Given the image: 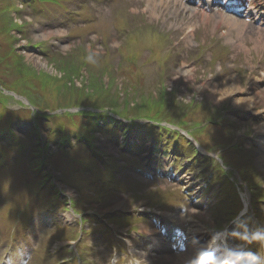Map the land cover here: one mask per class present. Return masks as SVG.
<instances>
[{
	"label": "rangeland",
	"instance_id": "obj_1",
	"mask_svg": "<svg viewBox=\"0 0 264 264\" xmlns=\"http://www.w3.org/2000/svg\"><path fill=\"white\" fill-rule=\"evenodd\" d=\"M202 1L181 0L187 6L184 13L171 8L163 11V18L168 19V26L164 27L158 22L160 19L156 21L148 13L145 15L138 11L144 7L143 0H122V3L121 0L118 3L107 0L102 2L105 3L102 6L97 0H0L6 5L2 7L0 4V46L9 47V51L0 49V153L6 160L0 166V194L2 200L14 198L17 201L10 206V212H18L22 205H26L28 211H33L36 215L43 213L56 216L65 210L55 190L44 187L41 177L32 171L35 166H39V154L43 149L46 151L43 165L46 174L57 181V185L61 181L73 187L70 189L73 196L78 189V203L74 205L76 211L78 205L81 211L83 204L90 206L95 201L97 203L93 206L97 207L96 211L104 213L100 209L106 204L98 202L104 201L102 197L110 199L112 191L123 189L115 177V171L119 173L120 170H112L109 179L98 187L96 181H90L99 171L97 163L89 162L90 154L96 147L112 160H117V163L124 161L119 146L123 143L121 133L127 123L122 122L118 129L116 122L114 124L117 126L111 125V118L88 114L87 110L92 112L95 109L106 115L108 111L118 113L116 115L120 116V120H127L128 123L139 118H151L159 123H181L205 149L215 150L216 154L217 148L227 149V152L220 153L222 160L237 168V159L231 157L234 152H231V142L225 145L234 137V145L237 142L240 144L236 146L237 152H252L251 156L246 155L250 159L247 160L249 165L245 166L253 170L245 173L256 190L262 185L264 199V160L257 155L261 151L257 144L263 131L256 127L264 123V102L262 104V100L259 103L255 101L252 110L257 113L248 114V110L234 107L230 101L209 98L206 90V86L210 88L218 83V87L212 92L214 98H218L222 94V83L228 77L239 76L240 92H264V51L252 49L251 39L253 30L261 29L264 34V27L251 21L242 40L248 48L249 52H246L236 46L238 37L235 29L222 25L220 29L212 31L210 24L214 25V20L203 24L197 15L187 18L193 9L199 14L201 11L208 12L196 5ZM249 3L254 5L257 13L264 15V9H259L264 0H249ZM161 8L163 7H158L159 11ZM212 9L219 10L214 7ZM3 12L12 14V22L21 23L22 26H13L11 21L4 22L1 18ZM182 20L192 21L194 26L199 23L193 34L188 35L189 39H185L186 30L177 26V22ZM111 23L116 29L111 27ZM153 25L162 26L164 35L156 33L152 29ZM221 30L231 32V42L227 41L225 35H221ZM209 48H212L210 53ZM237 48L239 50L236 51ZM217 56L223 58L218 59ZM7 61L14 65L11 64V67L4 70ZM182 63L191 68L193 74L189 79H177L171 83ZM9 69L15 73H11ZM207 81L211 83L206 84L204 89L201 88ZM250 83L254 85L250 86ZM11 93L22 97L24 101ZM226 117L228 121L223 123V128L221 122ZM46 119L62 124L70 139L58 145L50 135L54 131L51 128L54 124L49 126ZM129 126L134 129L136 125ZM154 126L153 123L151 131L157 136L159 126ZM146 127L148 124L143 123L138 130L142 131ZM245 134L248 136L245 137ZM174 135L183 138L179 132ZM175 136L169 139L170 145L185 144ZM252 136L258 138L256 148L250 147L248 137ZM160 139L162 142L165 136ZM196 145L199 151H204L197 142ZM181 153L187 163L175 160L172 162L174 167L169 165L171 171L168 175L174 182L187 185L186 191L200 186L201 176L205 173L213 175V172H218V163L209 155L196 153V157L189 160L192 155L190 151ZM134 159L136 160L135 157L132 158ZM89 167L93 170L88 169ZM132 175L125 173L120 178L125 187L137 188L136 192L120 195L129 200L127 206L121 207L123 210L138 211L149 206L157 212L162 210L182 213L188 209L187 206L185 209L180 208V203L172 195L166 196V192L162 190V177L157 178V182L150 183ZM25 176L29 180L24 179ZM220 178L223 189L228 191L229 199L222 195L219 208L201 210L209 214L210 218L195 216V220L209 232L231 224V231L234 230L236 236L243 240L245 233L242 229L248 228L250 223H264V200L261 203L252 201L254 213L248 212L246 217L232 224L233 218L230 217L243 207V202H239L236 194H232L233 188L228 178ZM30 181L36 190L27 195L29 190H24V184ZM90 190L98 192V196ZM34 193H39L40 196ZM196 206L193 204V207ZM180 209L183 211H179ZM141 213L146 216V212ZM254 214L260 218L256 222ZM224 218L229 220L225 221ZM95 220L94 216H84L82 221L79 220L82 227L77 225V229L55 220V227L52 226L41 236L38 245L40 254L29 264H79L77 258H69V253L73 251L68 248H61V252L56 255L49 253L48 248L56 241L79 239L81 234H84V241L83 245L78 244V249L83 264H106L108 251L93 240L100 234L107 235L110 241L115 238L105 224L94 223ZM106 222L124 224L122 219L114 216L108 217ZM140 222L141 219L130 221L125 230L141 229L143 232L144 224L139 227ZM165 223L168 221L163 220L160 224ZM87 237L91 245H99V251L95 257L88 252L85 261L82 254L85 255L89 248V243L85 242ZM131 242L130 250L143 264L162 263V259H154L164 252L160 248L162 245L151 248L139 245L136 239ZM56 245L53 244L52 247ZM166 247L171 249L170 245ZM171 251L174 252L172 249ZM173 256L175 257V253Z\"/></svg>",
	"mask_w": 264,
	"mask_h": 264
},
{
	"label": "bare ground",
	"instance_id": "obj_2",
	"mask_svg": "<svg viewBox=\"0 0 264 264\" xmlns=\"http://www.w3.org/2000/svg\"><path fill=\"white\" fill-rule=\"evenodd\" d=\"M143 2H144V5H143L144 7L138 11L143 12L145 15L148 13L150 16L155 17L156 21H158L160 19L158 22L164 27L168 26V19L166 20V18H163L164 17V16H162V15H164L163 11H167L168 9L171 8L172 10H174L176 12L182 11V13H184L187 9V6L184 5L181 2V0H143ZM0 4H1V6L2 5L6 6L2 2H0ZM203 5L208 10V12L204 13L201 11V13L199 14L198 12L195 11V9H193L191 14H189V16L187 18L190 19L191 17H194L195 15H197L200 17L203 24L204 23L209 24L210 22H212V20H214L213 22H215V24L214 25L210 24L212 27V31H215L216 29H220L222 25H226L227 27H229L231 29H235L236 30V36L238 37V42H237L236 46L239 48L241 47L246 52H249L248 48L245 47V45L242 42L248 26L252 22L253 23L255 22L257 25L264 27V18L261 15L256 13V9H255L254 5L251 3L245 4L243 2V0H237V1H233V0H204ZM159 6L163 7V8H161V11H159V9H158ZM213 7L219 8V10L214 11L212 9ZM233 8H236L238 11L237 12L233 11L232 10ZM259 9H264V4L260 5ZM1 18L4 22L11 21L13 26H18V27L22 26L21 23L12 22V20H13L12 14H10L8 12H3ZM178 25H179L181 30L182 29L186 30L184 32L185 39H189L188 35L193 34L195 29L198 27L199 23L195 24V26H194V23L192 21L187 20L186 22H184V20H182L181 22H177V26ZM162 26L153 25V28L152 27L151 28L156 33H158L160 35H164L163 30L161 28ZM253 31H254L253 32L254 34L253 33H251L252 35L249 34V35H251V39H252V43H253L252 49H254L256 51H259V50L264 51V34L261 32L262 30L257 29V30H253ZM56 33H58V32L56 31ZM41 35H43V34H41ZM44 35L48 36V34H46V33H44ZM221 35H223V36L225 35L227 38V41L231 42V32L230 31L221 30ZM1 48H2V50L5 49V50L9 51L8 46H4V47L0 46V49ZM237 50H239V49L237 48L236 51ZM11 64H10V61H7L6 65L4 67V70L6 68L11 67ZM183 64L184 63H182L179 66V68L176 70V72H175L176 75L173 77L171 83H174L175 81H173V80H177V79H178V81H179V79H182V78H184L185 80L189 79L188 77H190L193 74V72H191V68H189ZM12 65H14V64H12ZM9 70L11 71V73H13V74L15 73V71H13L12 69H9ZM237 78H239V76H236V77L231 76V77H228V79L222 83V85L220 87L222 94L218 98H214V95L212 93L218 87V83H214V85L211 86L210 88H208L209 86H206V90H208L207 94H208L209 98H212L216 101H220V100H226L228 102L230 101V103H232V105L234 107H240L242 109L248 110V114L257 113L256 111L252 110V104L255 101L257 103H259L261 100H262V104H263L264 92L261 93L255 89H254L255 91H253L249 94H246L243 91L240 92V87L238 85L239 80ZM209 83H211V82L207 81L205 84H202L201 88L203 87V89H204L205 85L209 84ZM253 83H255L254 80H253ZM253 83H250V86H253L254 85ZM262 88H264V87L262 86ZM12 96L23 100L22 97L17 96L15 94H13ZM219 111H221V110H219ZM107 113L112 114L111 111H108ZM90 114L96 115L100 118H104V115L98 109H95ZM46 120H47L46 123L50 124L49 126H52V124H54L53 127H51V128H53L54 131H52L50 135L54 138V140L57 141L58 145L62 144L66 140L70 139L68 137V134L64 130L62 124L55 123L52 121V119H46ZM256 127L260 128L259 130L264 132V123H261ZM46 131H48V130H46ZM183 142H185L186 145H189L193 151H197L198 154H200L198 151V147L195 146L194 144H192L190 140H186V138H184ZM164 145L167 146L166 148H164V151H163L164 153L168 152L174 156L175 155H182V153L181 152L178 153L176 147L170 145L169 142H167ZM176 146L178 148L184 150L185 154L187 153V151L188 152L190 151V154H192V151L184 149L185 147L183 146L184 147L183 148L181 143L176 145ZM260 150H261L260 152H257V155L259 157L261 156L264 160V146H262V148ZM207 154L211 158L214 159L213 154H211L209 152H207ZM3 159H4V156L0 153V166L2 163L1 160H3ZM13 159L17 160V157H14ZM154 163L156 166H160V164L158 162L155 161ZM127 164L129 165V162ZM114 166L117 167L118 163L115 162ZM103 169L104 168L101 167V170H103ZM136 169L139 172L141 170H143V171L146 170V168H144L141 165H140V167H137ZM149 171H151V170H149ZM158 172L163 173L164 171L162 169H159V171L155 169L153 173H158ZM137 174H139V173H137ZM132 177L138 178V176H136V175H132ZM139 177H141V176H139ZM43 178H48V175L47 174L43 175ZM24 179L29 180V178L27 176H25ZM95 181H96V184L98 187L103 183V181H101V180H95ZM55 182H57V181L53 180L52 178L49 180L44 179L43 186L46 188L51 187L52 190H55L61 201H65L68 199L71 200L72 196H71V192L69 191V188L67 186H65L64 184L60 183L59 181H58V184L60 186L57 185ZM58 187L60 189H58ZM117 198L118 199H116V200H118V202H115L116 200L110 201L109 203H107L106 205L101 207L100 210H102V212H104V213H108V212H113L114 209H118L120 207L127 206V203L129 202V200H127L125 197H117ZM102 200L106 201V198L102 197ZM73 202H74V198H73ZM93 203L96 204L97 202L93 201ZM244 203H245V206L248 207L249 202H248L246 197H244ZM90 206L84 205V208L88 211H94L95 208L92 205H90ZM92 208H94V209H92ZM245 209H247V208H245ZM161 212L165 213L166 211L161 210ZM164 216L166 218H168L170 222H173V223L174 222L181 223L185 219L191 221V224H189L185 227V231L182 229V231L184 233L181 232V234L183 236L185 234V237L181 240L185 245V250H184V252H181L179 254H175V257H174L173 256L174 252H172L169 247H166V245H169V240L167 239V237L160 235L159 231L156 229V224L153 221H151L148 224H145L143 226V232L148 233V234H152V235L158 234L157 238L156 237L152 238L151 246L153 248L154 247L158 248V245H162L163 247H160V248H162L164 251L161 255L154 257L155 261H156V258L159 261L162 259L161 260L162 263H155V262L153 263L152 262L151 264H187V263H190V261L193 260V258L197 259L199 257V254L201 252V248L204 249L205 247H211L214 244L213 238L210 236L209 232L204 230L203 227L200 226L201 224H198L197 222L194 221V218H196L195 216L202 217L205 219H206V217L210 218L209 214H207L206 212L195 211L192 208H189L185 213H176V212L167 211L166 215H164ZM38 226L40 227V225H38ZM166 233H167V231H166ZM168 236H172V233L169 232ZM188 237H191V239H188ZM179 239H180V236H179ZM201 240H203V243H201ZM199 250H200V252H199ZM173 257H174V259H173ZM154 259H153V261H154ZM167 261L169 263H167ZM212 261L213 260L211 257V261L209 262V264L212 263ZM199 263H200V261H199Z\"/></svg>",
	"mask_w": 264,
	"mask_h": 264
},
{
	"label": "clouds",
	"instance_id": "obj_3",
	"mask_svg": "<svg viewBox=\"0 0 264 264\" xmlns=\"http://www.w3.org/2000/svg\"><path fill=\"white\" fill-rule=\"evenodd\" d=\"M262 238H264V237H261L260 235H257L256 237H254V239H262ZM239 258H240L239 255H234L232 257L233 262H235ZM210 261H211V257H209V256H201V258H200V264H209ZM212 264H214V262H212ZM253 264H256L255 260L253 261Z\"/></svg>",
	"mask_w": 264,
	"mask_h": 264
}]
</instances>
